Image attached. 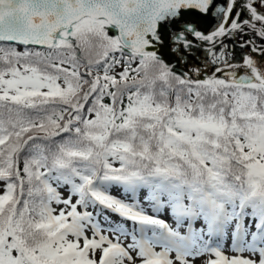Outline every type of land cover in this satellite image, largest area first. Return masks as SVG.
I'll use <instances>...</instances> for the list:
<instances>
[{"label":"snow or ice","instance_id":"6c2138e0","mask_svg":"<svg viewBox=\"0 0 264 264\" xmlns=\"http://www.w3.org/2000/svg\"><path fill=\"white\" fill-rule=\"evenodd\" d=\"M244 219L264 237V0H0V264H264L207 246Z\"/></svg>","mask_w":264,"mask_h":264},{"label":"rangeland","instance_id":"374dc122","mask_svg":"<svg viewBox=\"0 0 264 264\" xmlns=\"http://www.w3.org/2000/svg\"><path fill=\"white\" fill-rule=\"evenodd\" d=\"M243 53H247L249 49H241ZM121 69L119 67H116L114 69L115 72H119ZM176 71L182 72L187 71L188 68H178L176 65ZM83 71V70H81ZM101 191L105 190V187L102 186ZM65 195H67V189L62 190ZM106 191L108 194L113 195L115 198L122 199L126 203L132 204L134 202H139L141 207L145 208L149 214L152 213V209L148 207L147 203L145 202L148 188L146 187H138L134 191L132 189H129L127 186L119 185L116 183H110L106 185ZM54 207H56L54 205ZM62 207V206H61ZM91 210V209H89ZM104 213L108 215L109 221H111L113 224H119L122 222V218L118 216V214L110 213L108 210H104ZM238 214V213H237ZM159 218L164 219L166 222H168L173 228L176 227L172 217L170 216V213H168L167 210L162 211L159 213ZM102 221L103 226V216L100 217ZM249 224V221L244 219L242 220L240 230L237 233L234 231V228L236 227L235 221H233L231 224L221 223V225L217 228V231H221L218 234V239H212V234L205 236V241L207 242V246L210 247L213 251L222 252L226 255H228L229 258H232L233 256L243 255L245 258H253L257 261H260L262 258H264V241L263 237H258L255 242H253L252 234L256 231L255 224L253 222L251 232H248L247 237H245V232H247V226ZM121 227V230L124 229V226H126L129 230H131L132 225L131 222H124V224L119 225ZM201 222L196 223V228H200ZM185 229L182 227L180 228V232L184 233ZM216 232V231H215ZM213 232V233H215ZM196 264H200V261L197 260Z\"/></svg>","mask_w":264,"mask_h":264},{"label":"flooded vegetation","instance_id":"af4514ba","mask_svg":"<svg viewBox=\"0 0 264 264\" xmlns=\"http://www.w3.org/2000/svg\"><path fill=\"white\" fill-rule=\"evenodd\" d=\"M253 39H256L257 42L259 43V38L258 37H255L254 35L252 36ZM244 39L247 40L249 39V36H244ZM228 43L231 45L232 41H228ZM235 52H236V59H239L240 58V54L242 53L241 49L239 47H236L235 49ZM253 55H256V54H253ZM173 63H176L175 61H173ZM195 63H199V61H195ZM178 68H187L186 66H183L181 64H176Z\"/></svg>","mask_w":264,"mask_h":264},{"label":"bare ground","instance_id":"6f19581e","mask_svg":"<svg viewBox=\"0 0 264 264\" xmlns=\"http://www.w3.org/2000/svg\"><path fill=\"white\" fill-rule=\"evenodd\" d=\"M222 231V230H221ZM221 231H219V232H221ZM219 232L216 230V232L215 233H212V239H218L219 237H218V234H219ZM263 241H264V237H263Z\"/></svg>","mask_w":264,"mask_h":264},{"label":"trees","instance_id":"16d2710c","mask_svg":"<svg viewBox=\"0 0 264 264\" xmlns=\"http://www.w3.org/2000/svg\"><path fill=\"white\" fill-rule=\"evenodd\" d=\"M22 50V49H21ZM81 70H83V69H81ZM121 71V70H120ZM83 72V71H82ZM42 135V134H41Z\"/></svg>","mask_w":264,"mask_h":264}]
</instances>
